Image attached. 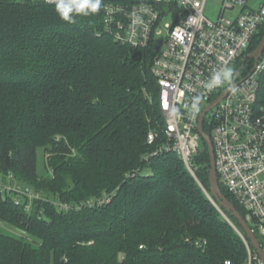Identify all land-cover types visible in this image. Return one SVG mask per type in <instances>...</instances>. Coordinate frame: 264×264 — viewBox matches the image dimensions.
Instances as JSON below:
<instances>
[{
    "label": "trees",
    "instance_id": "trees-1",
    "mask_svg": "<svg viewBox=\"0 0 264 264\" xmlns=\"http://www.w3.org/2000/svg\"><path fill=\"white\" fill-rule=\"evenodd\" d=\"M103 18L102 8L69 24L55 4L0 0V185L14 177L41 196L17 205L15 192L0 193V264L243 263L248 250L235 227L249 240L211 195L205 141L198 180L174 153L143 160L153 150L149 131L163 122L152 52L103 34ZM263 36L264 27L247 56ZM259 82L264 106V71Z\"/></svg>",
    "mask_w": 264,
    "mask_h": 264
},
{
    "label": "built area",
    "instance_id": "built-area-1",
    "mask_svg": "<svg viewBox=\"0 0 264 264\" xmlns=\"http://www.w3.org/2000/svg\"><path fill=\"white\" fill-rule=\"evenodd\" d=\"M42 1L55 4L53 0ZM207 1L107 0L103 34L118 44L152 52L151 72L160 88L163 122L149 131L147 144L153 150L143 160L174 153L197 180L194 160L204 140L198 129L200 117L231 86L209 91L205 84L219 68L235 67L232 83L236 86L206 114L203 126L206 133L209 130L220 183L241 206L256 236L264 240V106L258 102L264 54L257 66L240 78L245 66L240 63L264 27V3L252 9L248 0H223L220 18L212 21L205 15ZM236 8L239 11L234 18L225 17L228 10ZM169 15L173 16L172 24L162 28V20ZM164 32L166 39L158 42L156 37ZM197 99L200 111L193 116L189 108ZM13 178L0 185V193L15 192L17 205L19 197L41 199L40 194L21 188ZM105 201H87L76 208L100 206ZM55 205L60 211L75 208L68 203ZM235 229L246 244L247 264H264Z\"/></svg>",
    "mask_w": 264,
    "mask_h": 264
},
{
    "label": "water",
    "instance_id": "water-1",
    "mask_svg": "<svg viewBox=\"0 0 264 264\" xmlns=\"http://www.w3.org/2000/svg\"><path fill=\"white\" fill-rule=\"evenodd\" d=\"M264 54V36L259 44V46L256 48L255 51H253L251 54H249L245 61L247 59H254L255 66H257L259 59ZM238 73H236L237 75ZM236 86V83L233 82L231 86L210 106H208L205 111L202 113L199 121V132L202 135L207 147L208 152L210 156V165H209V184H210V192L211 195L214 197L216 202L219 204L220 208L225 210L227 213H229L240 225L244 233L246 234L248 240L250 241L251 246L254 248V250L260 255L262 260L264 261V250L260 244L259 239L257 238L255 232L252 230L248 222L246 221L245 217L241 214V212L235 207V205L227 198V196L222 192L220 188V181L219 176L216 169V160H215V153L213 144L211 141V137L209 134H207L204 130V119L208 112L212 110L213 107H215L217 104H219L226 96L227 94L234 89Z\"/></svg>",
    "mask_w": 264,
    "mask_h": 264
},
{
    "label": "clouds",
    "instance_id": "clouds-1",
    "mask_svg": "<svg viewBox=\"0 0 264 264\" xmlns=\"http://www.w3.org/2000/svg\"><path fill=\"white\" fill-rule=\"evenodd\" d=\"M53 2L60 18L69 24L76 23L78 17H90L99 14L102 8L107 12V6L103 0H53ZM233 77L234 70L231 67L219 68L211 74L205 87L211 91L225 84L231 85ZM189 111L193 116L200 111L198 99L191 104Z\"/></svg>",
    "mask_w": 264,
    "mask_h": 264
},
{
    "label": "rangeland",
    "instance_id": "rangeland-1",
    "mask_svg": "<svg viewBox=\"0 0 264 264\" xmlns=\"http://www.w3.org/2000/svg\"><path fill=\"white\" fill-rule=\"evenodd\" d=\"M248 3H249V8L258 9L260 4L264 3V0H248ZM223 6H224L223 5V0H208L207 1V6H206V10H205V15L210 20L217 21L220 18V14H221V11L223 9L222 8ZM238 11H239L238 8H236L234 10H228L224 15H225L226 18H234L237 15ZM172 20H173V16L172 15H169L164 20H162V22H161L162 28L166 27L167 25L172 24ZM166 37H167L166 32H164L162 36H158L156 38H157L158 42H161V41H164L166 39ZM243 62H244V59L242 60V63ZM249 66H250V63H248V64L246 63L245 64V66L241 70L240 78H242L246 73L249 72V70H250ZM231 68L234 70V74H235V71H236L235 67H231ZM233 79H234V77H233ZM228 86L229 85L226 84V87H228ZM49 144L51 146V143H49ZM53 149H55V148H53ZM55 150H58V151H61V152H65L66 151L62 147L57 148ZM37 175L40 176V177H45L47 175L46 155H45V152H44V148H41V147H39L38 150H37ZM220 188H221L222 192L224 193V189L222 187H220ZM219 209H220V207H219ZM220 212L223 214V216L225 215L224 212L221 209H220ZM6 231L8 232V234H10V232L15 233V231H13L12 229L11 230L9 229V230H6ZM261 241L263 242V247H264V240L262 238H261ZM169 242H171V240H169ZM247 261H248V256H247V259H245V261L243 263H240V264H247Z\"/></svg>",
    "mask_w": 264,
    "mask_h": 264
}]
</instances>
